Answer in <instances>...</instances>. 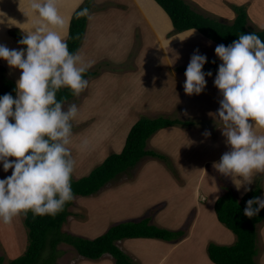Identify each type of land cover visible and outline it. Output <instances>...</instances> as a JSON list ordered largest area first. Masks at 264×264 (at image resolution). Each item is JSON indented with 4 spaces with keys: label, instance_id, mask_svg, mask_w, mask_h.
I'll return each instance as SVG.
<instances>
[{
    "label": "clouds",
    "instance_id": "1",
    "mask_svg": "<svg viewBox=\"0 0 264 264\" xmlns=\"http://www.w3.org/2000/svg\"><path fill=\"white\" fill-rule=\"evenodd\" d=\"M29 7L38 22L24 32L18 41L21 47L0 44V60L20 71L15 96H0V165L5 173L12 170L0 179L4 224L29 211L34 216H55L74 199L75 160L68 145L78 106L65 107L57 92L67 88L78 96L88 86L84 78L88 64L78 51H69L60 35L65 22L57 0H29ZM77 15L89 16V10L82 8ZM214 54L220 64L213 84L222 98L217 112L209 115L220 125L230 150L213 167L224 176L242 178L237 179V190L244 187L247 192L254 174L264 172V135L255 131L264 129V40L255 32L241 33L227 46L216 45ZM206 62V55L195 49L184 73L186 95L204 90L206 76H212L211 71H202ZM203 135L210 133L206 130ZM261 209L264 195L247 200L243 214L251 218Z\"/></svg>",
    "mask_w": 264,
    "mask_h": 264
},
{
    "label": "rangeland",
    "instance_id": "2",
    "mask_svg": "<svg viewBox=\"0 0 264 264\" xmlns=\"http://www.w3.org/2000/svg\"><path fill=\"white\" fill-rule=\"evenodd\" d=\"M128 1L129 0H123V3L126 4V2ZM185 1H187V3L190 6H192L198 13H202L206 17H211L216 20L221 19L223 21H227L226 18L211 13L212 12L211 8L213 6L211 5V3H214L216 0H200L199 2H194L192 0H185ZM252 1L254 0H251V2ZM248 2L249 1H247L246 3L235 4V3L227 2L225 0L224 4L231 12H233V7L246 8L245 5ZM145 3L143 2V0L142 1L139 0L140 7L143 8L145 13H147V16H149L150 21H152V23L157 26L159 31L167 29L168 20L165 14H163V12L161 11V9L158 7V9H160V11L162 12L161 13L158 11L160 15V19H159L154 16L158 12L157 10L155 12L153 9L155 7L151 5V3H153V5L155 6L156 4L151 0H145ZM263 4H264V0H256L254 4V8H252L251 10V16L262 12ZM216 6H222V1L219 0V3H217ZM101 10L104 11L105 6L104 8H101ZM151 10L153 11L152 16L150 15ZM96 11H100V10H96ZM134 13H137L136 9L131 10L132 16ZM71 16L69 17L70 19ZM134 21H136V18L134 19ZM250 23H248L249 26L251 25ZM68 26L69 23L66 25L65 31H64V27L63 30L60 31L62 37L65 32L67 34ZM251 26L253 27V25ZM262 28H263L262 25H260V27L257 29L259 30ZM15 30L24 34V32L20 29H8L6 30V33L10 36V39L19 48L21 46L18 44V39H15V37L10 34V31H15ZM24 31L26 32L27 30ZM196 35L197 34H194V36ZM198 38L202 39L200 36H198ZM0 40H2L3 42L4 37H0ZM205 41L206 43L211 44V46L209 47L205 46V50L207 52L204 55H206L207 59L216 57L214 54V50H211V49H215L216 44H213L208 40ZM139 43L140 42H138V45ZM212 45L214 46V48ZM133 51L130 50L121 59V62H123L121 63L122 66L118 69V71L115 72L116 74H119V76H117L118 78L116 77V79L118 80L117 82H113L112 78L101 77L105 73L113 71L108 69L104 65V62H96L93 63L92 65H88L87 71L96 72L97 74L95 77L87 79L88 86L85 89V91L88 90L89 92V90L91 89L90 85L93 81L101 79L104 84L103 86H100V94L99 93L95 94V96L100 100L99 103H97L99 106V110L98 108L93 109L95 105V103H93L90 106L91 108L86 113L83 120H81V122L84 121L81 127H76V128L72 127L73 135L81 134L86 129L84 135L79 137V139H77V140L80 139L82 140V142L79 141L78 147L74 145V141L69 144L71 147H76L78 150V152H76L74 148L73 149L70 148L71 152L73 154L75 153L76 156L78 157L77 159H74L75 166H74V171L72 173V177L75 180L88 176L96 167L102 164V162L110 154L113 153L118 154L121 152L129 130L131 129L133 124L138 120V118L143 116L141 114L140 116L137 115L138 113H136V108L133 107L132 101L135 104L143 107L144 105L154 104L155 102H157V100L162 102L161 101L162 99L163 100L168 99L169 95L162 97L163 92L171 93L177 90L175 86L176 84L173 82V79L170 77L165 78L170 82L168 86L163 85V83L159 82L158 80H154L149 83V80L153 75L156 76L159 73L170 75L172 73L170 69L167 68L168 65L167 62L165 64L162 62L158 64L156 60L155 62H150V60H153L155 57L158 56L157 55L158 53H155L154 51L148 53L147 55L140 54L143 60L146 61L149 60V65L145 68L146 71H148V67L156 68V69L155 68L151 69L153 74L149 73L147 75H144L142 81H137L136 83L130 82V80H132L131 76L121 75L123 73L132 72L131 69H133V67H131L132 64L131 60L133 59L136 50L134 52ZM168 60L173 71L177 73L180 78H182L185 73L184 67H182L181 65L178 66L174 64L169 56H168ZM145 63L146 62L142 63L140 58L139 61L135 63V65L137 66L138 69H141L142 66L145 65ZM147 64L148 63H146V65ZM156 70H158L159 72L155 73ZM13 71L15 70L13 68H10L5 61L0 60V85L7 80H12L16 84L17 79L15 76V72L13 73ZM214 78L215 76L212 79L206 78L207 81L206 86L208 85L211 86L214 90V94H218L217 96H220V98H222L218 90L214 87L213 84ZM139 93L142 94L139 95V99L138 98L133 99V97ZM151 94H154V97L150 99L147 95H151ZM88 96H90V93L87 95V97ZM191 96H192L191 99H193L194 101H191V99H189L190 102L186 100L188 101V103H186L188 107H190L191 105L194 107H196L195 105H203L212 108L209 109L207 112H211V113L217 112L219 108L218 106L219 103L214 101V99L212 98L198 99V98H194L193 95ZM80 99L81 96L79 94L78 96H75L72 100H70L69 103L76 104V102H79ZM204 100H206L207 102L214 103L213 106H210L209 103L208 105H204L206 103L204 102ZM215 102L218 105H216ZM77 106L80 107L81 102ZM215 107L217 108L215 109ZM183 108L184 107L180 106V108L174 109L170 115L172 116L174 115L175 117L176 115H178L179 117H183L179 113V111L182 110ZM174 111L175 114H173ZM184 113L190 114L191 111H189L188 109L186 110L185 108ZM159 115L160 114L157 113L154 114L153 116L154 118H157ZM145 116L149 117L147 115ZM202 116L203 114L200 113L199 115L194 116V118L192 117L191 118L192 120H196L198 121V123L202 124L201 126L203 125L208 126L207 127L208 130L211 121L204 120L205 118L201 119ZM97 119H100L99 122H97ZM103 119L105 120V122H103ZM75 122H76L75 120L71 121V123H75ZM213 124H216L214 123V120H213ZM204 126L201 127L203 130H199L198 128L199 133H201L202 136H204L203 133L206 131ZM217 126L220 125L217 124ZM255 131L258 135H264V129L262 128H257ZM99 132H101V134ZM209 133L210 135L208 137L212 138V142H215L217 138L222 135L220 129L218 128L217 130L215 125L209 130ZM104 135L106 136L104 140H102V137H104ZM208 137H206V139L202 138V140H200V145L203 146L207 141ZM85 141H86V146H88L89 148L90 147L100 148L102 147V145H105V147L99 150V154L95 158H89L90 156H92V153H89V151H87L88 153H86L85 157H80L81 154L83 153L82 151H80L81 148L80 146ZM208 143L209 145L211 144V139H209ZM147 148L152 149L151 147H147ZM225 148L227 149V151L230 150L226 145V143L221 142L220 140L218 151H223ZM204 158L205 157L200 159V161H204L205 160ZM145 159L146 157L142 159L140 163H138V165L132 168V170L118 176L115 181L107 184V186L102 188L100 192H98L97 194L89 197H75L74 203L70 208V212H71L70 216L68 217L67 222L62 227V233L94 239L100 236L101 234H103V232H105L109 227L116 225L118 223L138 222L142 219L149 218L150 219L149 223L151 225H155L157 227L169 229L172 231H177V229L178 230L181 229L184 232V235L180 239L176 240V242H180V241L183 242L185 241L186 238H189L188 237L189 233H195L194 236L192 235L190 237L189 239L190 241H188L187 244H185L187 245V250L189 251V253L187 251L186 253L183 254L182 249H185V247L183 246L182 249L180 247L178 248L180 251L178 252L177 255L174 254L176 256H173L172 251H169L168 254L166 255L167 249L165 246L169 245L170 242L164 243L162 240H151V242H155V243L148 244L149 242H146V244L139 245V247L134 246L137 250L133 251V253L131 254L132 256H129V254H127L132 260L133 264H178L177 262H182V264H213L208 259L207 246L209 244H216L219 246H231L236 241L234 234L231 231H229L225 226L221 225L218 222L214 212V204L216 200L221 197V195H223L228 191L235 193L238 198H241L245 193L244 187H241L239 190H237L236 184L238 182L236 178L238 179H242V178L224 176L220 174L213 167V164H208V165L205 164V166L208 167V172L203 177L202 179L203 182L202 180H200V182H202V186L198 188L199 190L187 189L184 191L183 188H181L180 186V184H183L184 186L183 183L184 180H182L183 178L181 176L182 174L178 173V170H176V168H174L172 164H170L171 163L170 161H168L169 167L166 166L168 169H165V171L162 170L160 173L154 172L155 173L154 179L150 181L149 172L145 173V170L142 169L145 166L144 163ZM151 159H153L152 161L155 160V158L153 157H151ZM156 159L165 163L164 160H161L159 158ZM146 166H153V168H158V166L151 161L147 162ZM191 169H192L191 167L187 168V171ZM10 170L11 169H9L7 173H5L2 170V165H0V179H4L5 177L10 176L11 175ZM195 174L196 173H194L193 176H195ZM140 176H142V180H140L138 184L134 185L133 183L136 182ZM212 186L213 189L211 188L212 191H210V188L207 187H212ZM246 186L250 187V189H254L258 187L260 188V192H261L260 196L264 195V172H259L254 174L252 184ZM182 191L183 193H181ZM98 199L100 201H98ZM101 199H106V200L103 202ZM89 207L91 209H89ZM199 207L202 208L199 209ZM15 218L17 219H13V223L12 222L10 223L11 225H14V228L16 229L14 231L13 229H10L9 224H7L9 225V227H7V225H4L3 223L0 224V228H1L0 257H3L4 259L3 264H8L10 260L20 257L24 253L28 243L27 229L24 226L23 214ZM2 227H4V230L6 229V231H4ZM96 228H99V230ZM257 232L258 233H257L256 246H257L258 255L255 258V261L257 262V264H264V221L257 226ZM5 233H7L8 235L6 236ZM15 233L16 235L18 233L19 237L16 236ZM2 235L3 236L5 235L6 239L5 238L3 239ZM12 235L14 237H12ZM228 236L230 241L226 239ZM17 237L20 238V242L17 241L18 240ZM7 240H9V242ZM139 240L141 242L143 241V239H139ZM14 241H16V244L18 242V244L16 245L18 247H15V245L13 244ZM133 241L134 240H125L122 241L121 246L120 244L117 243L116 245H118V247L123 252L124 250L130 252L131 249L129 248V245ZM135 241H138V239ZM156 242L164 243L163 244L164 246H161L159 245V243ZM171 242L174 243V241ZM19 243L21 244V246L19 245ZM157 244L159 245V247L157 246ZM152 249H154V251L156 250V252H154V257H153L155 258L154 260L156 261H151L152 260L151 256L153 254ZM57 252L58 255L54 264H100V263L114 264V260L110 255H103L98 260H90L81 257L72 247L65 244H60L57 247ZM47 256H48V250L46 249L44 250L42 257L43 259H45Z\"/></svg>",
    "mask_w": 264,
    "mask_h": 264
},
{
    "label": "crops",
    "instance_id": "3",
    "mask_svg": "<svg viewBox=\"0 0 264 264\" xmlns=\"http://www.w3.org/2000/svg\"><path fill=\"white\" fill-rule=\"evenodd\" d=\"M151 1L154 2L153 0ZM192 1L199 2L200 0H192ZM221 1H222V6H216V4L219 3V0H216L214 3H211V5H213L211 8L212 10L211 13H214L220 17L227 19V21H223L221 19H217V20L224 22V23H231L232 20H234L235 18V14L234 12H231L227 8V6L224 4L225 0H221ZM226 1L230 3H235V4L246 3L247 1H249L245 6H246V12L251 22L250 24L253 25L254 28H259L260 25H262V27L264 28V23H263L264 22V4L262 6V12L251 16V10L252 8H254V4L256 0L252 2L251 0H226ZM83 2L84 0H57V7H58L59 14L63 17L64 22H65L64 31L66 30L65 29L66 25L69 23V19H70L69 17ZM151 5L155 7L153 8L155 12L156 10L157 12L162 11L158 9L157 5L156 6L153 5V3H151ZM104 6H105V10L102 11L101 8H104ZM132 9L137 10V13H134L133 16L131 14ZM96 10H100V11H96ZM159 12L156 13L154 16L160 19ZM0 13H3V16H0V37H4L3 42L2 40H0V44H4L9 48H18L16 44L10 39V36L6 33V30L20 29L23 32H25L24 30L28 31L29 29L32 28L31 25L38 22V18L33 14V12L31 11L29 7V0H0ZM163 14L165 13L163 12ZM150 15L151 16L153 15L152 10L150 11ZM147 17H148L147 13H145L143 8L140 7L139 0H136V1L129 0L128 2H126V4L123 3V0H92V6H91V11L88 16L86 31H85L84 38H83L82 44L78 52L81 55L83 61L88 65H92L93 63H96V62H104V65L108 69L113 70V71L107 72L101 77L112 78L113 82L118 81L116 77L119 76V74H116L115 72L118 71V69L122 66L121 63L123 62H121V59L130 50L132 51L136 50V53L134 54V57L131 60V63H132L131 67H133V69L131 68L130 69L132 72L123 73L121 75L131 76L132 77V80H130L131 83L142 81L143 76L149 73L153 74L151 69L155 68V67H152V68L148 67V71H146L145 68L149 65V60L148 61L143 60L140 54L147 55L148 53H151L154 51L155 53H158L157 54L158 56L155 57L153 60H150V62H155L156 60L158 64H160L161 62L164 64L166 62L168 63L167 68H169L172 73L170 75L169 74L165 75L162 73H159L156 76L153 75L151 79L149 80V83L154 80H158L159 82H162L163 85L168 86L170 82L165 78L170 77L173 79V82L176 84L175 86L177 90L171 93L163 92L162 97L169 95V98L166 100L162 99L161 100L162 102L157 100V102H155L154 104L144 105L143 107L135 104L133 101L132 103H133V107L136 108V113H138L137 114L138 116H140L141 114L143 116L147 115L149 116V118H154L153 115L158 113L160 114L158 117L162 116L170 120H179L182 122L191 123L189 126L176 125V126H171V127L158 131L156 134H154L150 138L151 140L150 139L148 140L150 142V145H149V142H147L146 149L154 151L155 153L166 157L167 161H170L171 162L170 164H172V166L176 168V170H178V173L182 174L181 176L183 178L182 180H184L183 181L184 186L183 184H180V186L181 188H183L184 191L187 189L199 190L198 188L202 186V182H203L202 179L205 176V174L208 172V167L205 166V164L208 165V164H214V162H218L221 155L227 151L226 148L223 151H218L220 140L221 142L225 143V138L221 135L220 137L217 138L215 142H212V138H209L207 136L208 139L205 142V144L203 146L200 145V140H202V138L206 139L205 136H202L201 133H199V130H203L201 127H203L204 125L201 126L202 124L198 123V121L196 120H192V118L202 113L203 116L201 117V119L205 118L204 120L211 121L210 127L208 130H207L208 126L206 125H205L206 127L204 126L207 132H209V130L214 125L216 126L217 130L219 126L217 127L216 124H213L214 118L209 115V113L211 112H207L209 109H212V108H209L203 105H195L196 107L192 105L190 107L187 106L186 103H188L189 99H191L192 96L186 95L184 93L183 84L185 81V76L180 78L179 75L173 71L172 67L169 64L168 56L170 57L171 61L174 64L178 66L181 65L182 67L185 68L187 67L190 57L192 56L195 49H199L200 54H205L206 52L205 46L209 47L210 45L208 46L205 41L206 39L203 40L204 38H202L200 35L195 33V31L170 34L172 31V26L167 16L166 18L168 20V28L162 31H159L157 26L153 24L152 21H149ZM135 18H136V21H134ZM187 33H190L191 37L181 38ZM67 34L66 32L63 34L64 39L66 38ZM194 34H197L196 35L197 37L194 36ZM198 36H200L202 39L198 38ZM138 42H140L139 45H138ZM140 58H141L142 63L146 62L148 64L146 65L145 63V65H143L141 69H138L135 63L139 61ZM14 70L15 71H13V73L15 72L16 79L18 80L20 76V71L18 69H14ZM158 72L159 71L156 70L155 73H158ZM208 79H212V78H208ZM103 84L104 83L101 79L93 81L90 85L91 89L89 90V92L88 90L87 91L84 90L80 93L81 99L79 102H76V105H78L81 102V106L78 107V114L73 119L76 122L71 123L73 128L81 127V125L84 123V121L81 122V120H83L86 113L90 110L91 108L90 106L93 103H95L93 109L98 108L99 110V106L97 103H99L100 100L99 98L95 96V94L97 93L100 94V86H103ZM89 93H90V96L87 97ZM139 95H142V94L139 93L135 95L133 99H137V98L139 99ZM217 95L218 94H214L213 88L208 85V86H205L200 96L193 95V97L198 98V99L212 98L214 99V101L219 103L221 98L220 96H217ZM147 96L151 99L154 97V94L147 95ZM191 101H194V100L191 99ZM69 102L70 101L65 103V107L69 104ZM204 102H206L204 105H208L209 103L210 106H213L214 104L212 102H207L206 100H204ZM216 105L218 104L216 103ZM180 106L184 107L182 110L179 111V113L183 117H179L178 115H176V117L174 115L173 116L170 115L174 109L180 108ZM217 107H215V109ZM185 108L186 110L188 109L189 111H191V113L185 114L184 113ZM173 114H175V111ZM99 120L100 119H97V122H99ZM103 122H105L104 119H103ZM85 131L82 132L81 134L72 136L71 142L74 141V145L76 147L79 146V141L82 142L81 139L80 140H77V139L83 136ZM99 133L101 134V132ZM105 136L106 135L102 137V140H104ZM209 139H211V144H212V145L210 144L211 146L208 143ZM68 147L72 149L74 148V150L78 152L76 147H71L70 145H68ZM104 147L105 145H102V147L100 148H92V147L89 148L88 146L81 147L80 151H82L83 153L81 154L80 157H85L86 153H88L87 151H89V153H92V156H90L89 158H95L99 154V150ZM147 147H151L152 149H149ZM202 156L205 157L204 161H200V159L203 158ZM72 157L73 159L78 158L75 153L74 154L72 153ZM152 160L153 159H151V157H146L145 162H144L145 166L142 168L143 170H145V173L149 172L150 181L154 179V175H155L154 172L160 173L162 170L165 171V169H168L166 167L167 166L166 163H163L156 158H155L156 161L155 160L152 161ZM149 161L154 162L158 166V168H153V166H146V163ZM190 167L193 170L191 169L187 171V168H190ZM194 173L198 175L195 174V176H193ZM140 180H142V176H140L137 179V181L134 182L133 184L134 185L138 184ZM193 180H194V183H193ZM200 180H202V182H200ZM207 188H210V191H212L213 186L207 187ZM181 193H183V191ZM200 208L202 207H199V209ZM194 234L195 233H189L188 234L189 238H186L185 241L183 242L181 241L180 242L174 241V243L167 242L169 243V245L165 246L167 249L166 255L168 254L169 251H172L173 256H176L178 252L180 251L178 248L180 247L182 249L183 246L185 247V249H182V252L183 254L186 253L188 250H187V245L185 244H187V242L190 241L189 240L190 237L192 235L194 236ZM226 239L229 240V236ZM126 240H134L129 245V248L131 249V251L128 252L124 250L126 255L129 254V256H132L131 254L133 253V251L137 250L134 246L139 247V245L146 244V242H149L148 244L155 243V242H151V240H148V239H143L142 242L139 239L138 241H135L137 239H126ZM122 241H125V240H121L120 242L118 241L116 243L120 244L121 246ZM163 242L165 243L166 241H163ZM156 243H159V245L164 246L163 245L164 243H160V242H156ZM159 245L157 244L158 247ZM122 249H123V246H122ZM152 251H153V254L151 256L152 257L151 261H156L154 260L155 258H153L154 252H156V250L154 251V249H152ZM105 255H108V254H105ZM182 256H185V255H182ZM177 263L182 264V262H177Z\"/></svg>",
    "mask_w": 264,
    "mask_h": 264
},
{
    "label": "trees",
    "instance_id": "4",
    "mask_svg": "<svg viewBox=\"0 0 264 264\" xmlns=\"http://www.w3.org/2000/svg\"><path fill=\"white\" fill-rule=\"evenodd\" d=\"M165 13L172 26L170 34L193 31L213 44L229 45L238 38L241 33L255 32L264 40V28L257 29L249 26V16L245 7H233L235 18L231 23H224L211 17L198 13L185 0H153ZM92 0L84 2L73 12L67 34L69 51L77 52L82 44L88 16H78L82 8L91 11ZM10 34L18 39L24 34L19 31H10ZM220 61L217 57L207 59L202 71H211L213 78L216 75ZM186 70V67L184 68ZM96 72L87 71L85 79L96 76ZM16 84L7 80L0 85V96L12 94L15 96ZM75 96L67 88L57 92V99H65L66 102ZM191 123L179 120H170L166 117L149 118L141 116L129 130L124 146L120 153L110 154L88 176L78 180L71 177L72 190L75 197H89L100 192L110 182L128 171L132 170L145 157H153L164 160L169 167L167 158L147 150L148 140L158 131L176 125L189 126ZM260 188L256 187L247 191L241 198L230 191L221 195L214 204V212L218 222L231 231L236 241L231 246H219L209 244L207 256L213 264H257L254 258L257 256V226L264 221V209L251 218L243 214L246 201L260 196ZM74 199L65 204L63 211L55 216H34L31 211L23 214L24 226L27 229L28 243L24 253L8 264H54L58 255L57 247L65 244L72 247L78 255L90 260H98L103 255H110L114 264H133L132 260L117 245L116 242L126 239L162 240L166 242L180 239L184 232L180 229H169L151 225L150 219L145 218L138 222H122L109 227L100 236L89 239L81 236L62 233V227L70 216V208ZM48 250V256L43 259L44 250ZM43 259V260H42ZM4 259L0 257V264Z\"/></svg>",
    "mask_w": 264,
    "mask_h": 264
},
{
    "label": "bare ground",
    "instance_id": "5",
    "mask_svg": "<svg viewBox=\"0 0 264 264\" xmlns=\"http://www.w3.org/2000/svg\"><path fill=\"white\" fill-rule=\"evenodd\" d=\"M142 1V0H141ZM143 2L145 3V0H143ZM141 3V2H140ZM143 4V3H142ZM146 4V3H145ZM147 5V4H146ZM145 6V5H144ZM146 8V7H145ZM148 19H149V16L147 17ZM157 18V17H156ZM149 21H150V19H149ZM61 36H62V34H60ZM189 37H191L190 36V33H187V34H185L183 37H181V38H189ZM63 38V37H62ZM204 43V42H203ZM205 44V43H204ZM208 46L210 45L211 46V44H208V43H206ZM213 46V45H212ZM213 48H214V46H213ZM204 50V49H203ZM211 50H214V49H211ZM206 51V50H205ZM207 52V51H206ZM205 52V53H206ZM203 53H204V51H203ZM10 171H12V170H10ZM162 192V191H161ZM104 194V193H103ZM106 196V195H105ZM94 200H96V199H94ZM103 202L106 200V199H101ZM98 201H100L99 199H98ZM89 202V201H88ZM87 202V203H88ZM91 202V201H90ZM93 203V202H92ZM94 203H95V201H94ZM100 203V202H99ZM97 204V203H96ZM92 205V204H91ZM94 206V205H93ZM92 206V207H93ZM91 207V206H90ZM89 207V209H91ZM96 207V206H95ZM94 213V212H93ZM14 219H17V218H14ZM15 222V221H14ZM93 222V221H92ZM102 222V221H101ZM100 222V223H101ZM12 223H13V221H12ZM1 224V223H0ZM4 224V223H3ZM89 224V223H88ZM90 224H91V222H90ZM4 225H7V224H4ZM10 225V229H13V231L14 230H16L15 228H14V225H11V224H9ZM9 225H7V227H9ZM3 226V225H2ZM88 226V225H87ZM92 227V226H91ZM94 227V226H93ZM199 227H200V225H199ZM3 228V230H4V227H2ZM1 229V228H0ZM96 229H98L99 230V228H96ZM4 231H6V229L4 230ZM18 232V231H17ZM92 232V231H91ZM1 233V232H0ZM12 234V233H11ZM90 234V233H89ZM5 235L7 236L8 234L7 233H5ZM5 235L3 236V239L5 238L6 239V237H5ZM15 235H16V233H15ZM92 235V234H91ZM16 236H18L19 237V235H18V233H17V235ZM12 237H14L13 235H12ZM17 237V241H19L20 242V238H18ZM8 242H9V240H7ZM13 244L15 245V247H18V246H16L17 244H18V242H17V244H16V241H14L13 242ZM19 245L21 246V244L19 243ZM128 249V248H127ZM17 251V250H16ZM18 252V251H17Z\"/></svg>",
    "mask_w": 264,
    "mask_h": 264
}]
</instances>
